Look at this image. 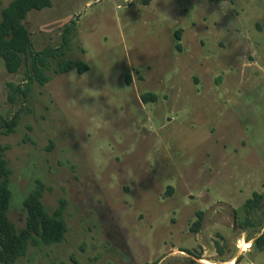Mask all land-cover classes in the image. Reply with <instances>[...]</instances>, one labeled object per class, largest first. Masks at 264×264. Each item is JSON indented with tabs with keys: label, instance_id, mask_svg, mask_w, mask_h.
<instances>
[{
	"label": "rangeland",
	"instance_id": "1",
	"mask_svg": "<svg viewBox=\"0 0 264 264\" xmlns=\"http://www.w3.org/2000/svg\"><path fill=\"white\" fill-rule=\"evenodd\" d=\"M52 1L25 21L35 49L60 47L71 26L67 58L89 70L52 74L11 103L24 68L0 59V114L21 113L0 142L11 220L25 226L40 180L50 213L67 200L69 231L16 264H264L252 246L264 219L251 227L244 211L264 193V0Z\"/></svg>",
	"mask_w": 264,
	"mask_h": 264
},
{
	"label": "trees",
	"instance_id": "2",
	"mask_svg": "<svg viewBox=\"0 0 264 264\" xmlns=\"http://www.w3.org/2000/svg\"><path fill=\"white\" fill-rule=\"evenodd\" d=\"M52 6V0H12L0 11V59L4 61L6 70L10 74H16L24 68L22 82L8 85L11 103L19 99L26 101L32 92L33 85L38 83L40 86H45L51 81L52 74H67L75 69L79 73L89 70V66L84 62L67 58L72 47L71 26L66 28L60 47L48 45L41 50L35 49L32 34L25 21L32 11H43ZM175 37L176 48L181 51V29L175 32ZM156 99L157 96L152 93L142 95V101L145 103L154 102ZM20 121V112L15 113L12 118L0 114V134L5 136L14 134ZM8 150L9 146L0 142V263L16 264L27 256L31 246H53L63 243L69 227L65 219L67 200L61 199L59 206L50 213L43 201L45 193L50 189L40 180L35 182V186L24 200L25 226L19 229L11 220L9 212L13 198L11 180L14 172L7 159ZM263 205L264 193L255 192L252 198L246 201L244 211L247 215V225L255 227L263 224L264 212L262 219L260 215L257 220L254 218L260 213ZM197 216L198 219L191 227V232L196 234L200 232L203 225V212H198ZM252 246L264 251V230ZM73 260L74 264H80ZM158 263L154 261L145 264ZM61 264L67 263L61 262ZM87 264H95V262Z\"/></svg>",
	"mask_w": 264,
	"mask_h": 264
},
{
	"label": "crops",
	"instance_id": "3",
	"mask_svg": "<svg viewBox=\"0 0 264 264\" xmlns=\"http://www.w3.org/2000/svg\"><path fill=\"white\" fill-rule=\"evenodd\" d=\"M246 244L248 245L247 247L249 248V247H250V246H249V245H250L249 243H244L243 248H247V247L245 246Z\"/></svg>",
	"mask_w": 264,
	"mask_h": 264
},
{
	"label": "snow or ice",
	"instance_id": "4",
	"mask_svg": "<svg viewBox=\"0 0 264 264\" xmlns=\"http://www.w3.org/2000/svg\"><path fill=\"white\" fill-rule=\"evenodd\" d=\"M247 247V245H245Z\"/></svg>",
	"mask_w": 264,
	"mask_h": 264
}]
</instances>
